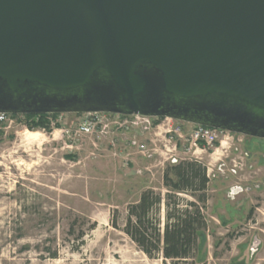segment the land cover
Masks as SVG:
<instances>
[{"label": "water", "instance_id": "water-1", "mask_svg": "<svg viewBox=\"0 0 264 264\" xmlns=\"http://www.w3.org/2000/svg\"><path fill=\"white\" fill-rule=\"evenodd\" d=\"M87 112L264 139V0H0V113Z\"/></svg>", "mask_w": 264, "mask_h": 264}, {"label": "rangeland", "instance_id": "rangeland-1", "mask_svg": "<svg viewBox=\"0 0 264 264\" xmlns=\"http://www.w3.org/2000/svg\"><path fill=\"white\" fill-rule=\"evenodd\" d=\"M79 116L66 113V126ZM28 124L23 116L0 121V264H107L126 255L165 264L111 218L118 210L123 225L127 205L148 187L165 192L163 171L171 162L145 157L122 138L115 154L107 139L71 142L60 128ZM128 137L149 143L148 136ZM176 140L178 160L198 159L208 168L207 264H264V139L231 133L196 154L188 140Z\"/></svg>", "mask_w": 264, "mask_h": 264}, {"label": "trees", "instance_id": "trees-1", "mask_svg": "<svg viewBox=\"0 0 264 264\" xmlns=\"http://www.w3.org/2000/svg\"><path fill=\"white\" fill-rule=\"evenodd\" d=\"M10 115L23 116L29 129L51 131L48 117L56 114ZM209 185L208 168L200 160L186 158L169 163L163 171L165 192L144 189L127 205L124 224H119L118 210L113 211L111 223L149 258H162L165 264H207L202 252L208 230L205 210Z\"/></svg>", "mask_w": 264, "mask_h": 264}, {"label": "built area", "instance_id": "built-area-1", "mask_svg": "<svg viewBox=\"0 0 264 264\" xmlns=\"http://www.w3.org/2000/svg\"><path fill=\"white\" fill-rule=\"evenodd\" d=\"M66 113L49 115L48 120L51 127L60 128L64 135L71 141L81 140L82 137L90 136L97 140L107 139L115 154L119 152V139L127 141L136 147L138 153L145 157L153 155L161 156L164 161L178 162L177 140L186 139L194 148V154L210 149L216 142L221 141L222 136L228 138L232 133L219 128L182 122L172 118L149 117L139 114L124 115L109 112H87L80 115L72 126H66L64 116ZM12 116L0 113V121H6ZM163 119L167 123H160ZM13 122V120H11ZM175 121L176 123H172ZM63 123V124H62ZM62 124L61 126H59ZM56 128V129H57ZM148 136L149 143L131 139L128 135ZM158 142L163 143L164 149L159 147ZM72 147L73 145H68ZM191 148L188 150L190 151Z\"/></svg>", "mask_w": 264, "mask_h": 264}, {"label": "bare ground", "instance_id": "bare-ground-1", "mask_svg": "<svg viewBox=\"0 0 264 264\" xmlns=\"http://www.w3.org/2000/svg\"><path fill=\"white\" fill-rule=\"evenodd\" d=\"M31 134H34V135H38L40 134L39 132H30ZM109 255V254H108ZM124 257V256H123ZM133 257V256H132ZM135 260H133L129 255H126L125 256V259H123L122 261H114V260H111V259H107V264H148L147 261L145 260H136L137 258H134Z\"/></svg>", "mask_w": 264, "mask_h": 264}, {"label": "flooded vegetation", "instance_id": "flooded-vegetation-1", "mask_svg": "<svg viewBox=\"0 0 264 264\" xmlns=\"http://www.w3.org/2000/svg\"><path fill=\"white\" fill-rule=\"evenodd\" d=\"M255 138V137H254Z\"/></svg>", "mask_w": 264, "mask_h": 264}]
</instances>
